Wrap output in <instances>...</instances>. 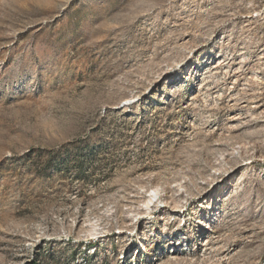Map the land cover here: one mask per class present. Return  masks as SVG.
Returning <instances> with one entry per match:
<instances>
[{
  "label": "rangeland",
  "instance_id": "374dc122",
  "mask_svg": "<svg viewBox=\"0 0 264 264\" xmlns=\"http://www.w3.org/2000/svg\"><path fill=\"white\" fill-rule=\"evenodd\" d=\"M263 9L0 0V264H264V63L233 130L205 73Z\"/></svg>",
  "mask_w": 264,
  "mask_h": 264
},
{
  "label": "bare ground",
  "instance_id": "6f19581e",
  "mask_svg": "<svg viewBox=\"0 0 264 264\" xmlns=\"http://www.w3.org/2000/svg\"><path fill=\"white\" fill-rule=\"evenodd\" d=\"M259 13H264V9ZM251 63H264V51L262 50L258 53L255 60H252L251 57H246L244 51H232L228 55L219 57L210 67L207 68L205 72L207 77L222 75L226 80L222 90H215L213 93L217 94V96H225L228 99L227 106L232 111L226 122V128L228 130L237 128L242 120L249 116L248 110L245 112L242 110V108H247L249 103L242 106V102L240 103L237 99V94L238 92H243V90H245L247 83H255L257 80V76L252 72V66H250ZM253 98L254 97H251L250 99L252 100ZM254 106L255 108H260L257 105ZM148 197V202L145 204V208L147 210L152 202V199L158 197V192L154 190ZM96 230L97 229L95 227L92 228L93 232H97ZM202 248H204V250L211 248V242L208 237L205 238Z\"/></svg>",
  "mask_w": 264,
  "mask_h": 264
}]
</instances>
